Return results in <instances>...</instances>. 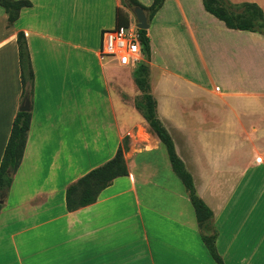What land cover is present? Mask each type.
Returning <instances> with one entry per match:
<instances>
[{"label":"crops","instance_id":"obj_1","mask_svg":"<svg viewBox=\"0 0 264 264\" xmlns=\"http://www.w3.org/2000/svg\"><path fill=\"white\" fill-rule=\"evenodd\" d=\"M28 1L14 24L0 6V166L26 103L19 33L35 73L26 150L0 196V264H217L136 108L137 67L101 55L103 32L120 9L135 23L131 11L121 0ZM228 1L264 12V0ZM149 25L151 94L214 213L218 253L224 264H264V34L228 28L204 0H166ZM126 136L129 175L69 212V186L112 160Z\"/></svg>","mask_w":264,"mask_h":264},{"label":"trees","instance_id":"obj_2","mask_svg":"<svg viewBox=\"0 0 264 264\" xmlns=\"http://www.w3.org/2000/svg\"><path fill=\"white\" fill-rule=\"evenodd\" d=\"M165 1L154 0L152 6L146 7L138 0H121L122 5L127 9H143L150 22L163 7ZM0 6L5 8L8 13L10 24H14L18 20L20 11L23 8L31 7L32 3L28 0H0ZM204 6L207 12L224 22L230 29L264 34V12L256 4L245 3L234 5L228 0H204ZM130 25L131 18L129 13L124 9H120L117 15L116 28H128ZM139 35L143 53L147 61L140 63L135 71L136 85L143 94L142 97L138 98L139 100H136V108L142 113L148 123L149 132L158 137L166 147L172 168L184 184L195 209L201 237L210 255L217 264H224L216 246L218 231L214 223V213L198 195L192 174L188 171L185 163L178 155L174 140L168 129L158 117L157 101L151 94L149 82L150 66L147 63L151 59V41L148 36V30H139ZM18 46L23 96L28 100L34 96L35 73L28 42L24 33H19L18 35ZM31 123V111H20L17 114L0 166V196L11 188L14 174L21 165ZM130 143V137L126 136L112 160L92 170L69 186L66 192V204L69 212H75L95 204L99 200L102 192L110 187L116 179L129 175L125 156L129 150ZM2 209L3 206L0 202V215ZM211 227L214 229L213 233L204 232V229Z\"/></svg>","mask_w":264,"mask_h":264},{"label":"built area","instance_id":"obj_3","mask_svg":"<svg viewBox=\"0 0 264 264\" xmlns=\"http://www.w3.org/2000/svg\"><path fill=\"white\" fill-rule=\"evenodd\" d=\"M137 24L106 30L102 34V57L116 58L122 66L138 67L145 59ZM219 90V88L217 89Z\"/></svg>","mask_w":264,"mask_h":264},{"label":"water","instance_id":"obj_4","mask_svg":"<svg viewBox=\"0 0 264 264\" xmlns=\"http://www.w3.org/2000/svg\"><path fill=\"white\" fill-rule=\"evenodd\" d=\"M134 14L137 18L138 28L140 30H148L150 25L146 12L141 8H136L134 9ZM21 111H25V112L30 111V100H26V103L24 107L21 109Z\"/></svg>","mask_w":264,"mask_h":264},{"label":"rangeland","instance_id":"obj_5","mask_svg":"<svg viewBox=\"0 0 264 264\" xmlns=\"http://www.w3.org/2000/svg\"><path fill=\"white\" fill-rule=\"evenodd\" d=\"M130 10V9H129ZM131 11V13L133 14V16H134V19L136 20V22L135 23H133V24H137V18H136V16H135V14H134V10H130ZM238 12H240V11H238ZM131 24H132V22H131ZM118 62H119V64L121 65V63H120V61L118 60ZM133 67H136V66H133ZM29 100V99H28ZM139 100V99H138ZM149 131V130H148ZM204 232H207V233H213L214 232V229L211 227V228H207V229H204Z\"/></svg>","mask_w":264,"mask_h":264}]
</instances>
